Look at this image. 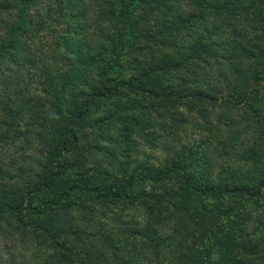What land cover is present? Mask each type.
Wrapping results in <instances>:
<instances>
[{
	"label": "trees",
	"instance_id": "trees-1",
	"mask_svg": "<svg viewBox=\"0 0 264 264\" xmlns=\"http://www.w3.org/2000/svg\"><path fill=\"white\" fill-rule=\"evenodd\" d=\"M36 82L46 87L42 103L33 96ZM262 82L264 0H0V111L8 116L0 127L22 123L54 172L22 168L24 185L0 188V221L34 232L48 259L63 264H129L118 260L128 248L133 263L152 264L150 248L162 247L163 264H263L264 144H252L263 128ZM255 104L259 110L240 117ZM182 106L233 135L121 173L111 171L121 160L97 157L115 145L139 151V138L150 143L161 128L159 149H172L188 121ZM243 120V129L232 127ZM21 144L34 146L31 137ZM76 157L81 166L63 195L43 197L59 177L55 168L70 176ZM223 157L252 166L236 172ZM93 161L94 171L84 167ZM176 176L184 182L177 190L145 186ZM196 198L202 203L194 210ZM216 221L223 227L214 230Z\"/></svg>",
	"mask_w": 264,
	"mask_h": 264
},
{
	"label": "rangeland",
	"instance_id": "rangeland-1",
	"mask_svg": "<svg viewBox=\"0 0 264 264\" xmlns=\"http://www.w3.org/2000/svg\"><path fill=\"white\" fill-rule=\"evenodd\" d=\"M208 25L209 22H207ZM230 31V29H228ZM66 66V65H65ZM64 66V68H65ZM12 83V82H11ZM41 84L38 90H36V87ZM1 87V86H0ZM45 84H42L41 82L38 83L36 82L35 89L33 91V96L36 98L35 102L42 103L44 100L48 98L47 94L42 93L43 89H45ZM264 96V82H262V90H260ZM149 106L153 105L152 101H145ZM47 104V103H46ZM158 104V103H156ZM49 104L46 106L47 113H50L51 110L48 108ZM247 108V109H246ZM253 109L248 108L247 106L244 107V110L239 109L238 112H240V117L243 115H249L251 111H257L260 109V105L255 104L252 106ZM179 110H182L185 113L186 118H188V121L184 124V128L180 130L177 133V138H179L181 141L173 142V148L172 149H159V146L162 142H164V135L165 132L161 129H158L156 131V134H152V137H149L146 139V141H151L153 138L154 140L150 143L144 142L143 138H139V143H141V147L138 150H132V149H120L115 145V146H109L110 148H113V154L110 156L107 155H102L97 153V157L99 159H111V161H115L114 158L121 160V165L118 167L112 168V172L114 170H121L123 172L124 170H129L125 169L128 168L127 165L131 166L133 170L137 169V167L145 165V163L148 164H154L155 166H158L160 163V160L164 161L166 158L173 157L175 151H181L182 146L184 145H189L190 147H196L198 144L201 142H206L212 145H221L224 141L228 138H230V135H233V130L231 129L230 126H225L222 123H219L217 119H213L215 121L207 123L206 120H203L199 118L197 115L192 114L191 112L187 111L184 106L180 107ZM237 111V110H236ZM234 111V112H236ZM6 112L2 113L0 111V119L3 118V115H5ZM248 113V114H245ZM259 119L261 126L263 127L254 137L252 144H258L263 143L264 144V114L262 112V109H260L259 113ZM6 116V115H5ZM8 116H6V119ZM250 117V116H249ZM3 120V119H2ZM27 118H24L22 122H25ZM145 120L147 118L144 117V121L142 122L143 124H146ZM247 122L244 120L240 123H238V126H232L233 128L236 127L238 129H243L246 126ZM47 125V124H44ZM237 125V124H236ZM19 128L12 129L11 125L8 124L7 126L0 127V172L3 170L4 172L7 173V177L5 180H3V177L0 174V188L1 190H5L6 186H16V182L18 185H24V182L22 179L19 178L22 168H26L27 166H34V171L32 174L38 173V172H48L50 167V163H46V158L47 161L49 160V155L45 153L42 155V144L37 141L36 136H32V134H28L27 129L22 125V123L17 124ZM47 130L44 132L46 134H50L49 131V125H47ZM36 129V127H34ZM252 129H247V132L250 133ZM41 132V131H40ZM14 134V135H13ZM16 137L19 139L16 143L13 142H5L4 138L6 136ZM244 135V134H243ZM162 137L161 139L157 137ZM32 138L34 146L33 148H30L28 146H24L23 144L19 145L21 142H25V138ZM176 138V137H175ZM138 139V138H137ZM22 140V141H21ZM170 140V139H168ZM183 141V143H181ZM20 142V143H19ZM181 143V144H180ZM50 141L47 140V147L46 150L49 151L51 150L50 146ZM22 146V147H20ZM221 147V146H220ZM264 148V145L263 147ZM195 149V148H193ZM130 151V155H126V151ZM259 152H262L261 150H258ZM221 156V154H219ZM130 158V159H128ZM223 161L227 162L226 167H230L233 169V171L240 172L242 170H246L247 168L252 166V163H245L244 161L241 160H233L232 162L229 158L223 157ZM39 159V160H44L41 164V166L37 165L33 161ZM97 160V159H96ZM79 161V157H76L75 159L72 160L71 164L76 163L74 165V169L70 176L63 178V168L59 166V168H55L56 172H58L59 177H56L54 179L55 183L53 184V190L52 192L45 194L43 197H49L52 196L54 198L59 197L57 194L61 196L63 195V188L69 185L70 180H75V172H77V167L78 165L81 166V163H77ZM93 161L90 165H84L85 168L90 167L91 171L95 170V164ZM104 162V161H103ZM86 163V162H84ZM192 163H193V158H192ZM106 164V163H104ZM160 166V165H159ZM217 166V165H216ZM109 167V166H108ZM219 168V166H217ZM222 168L219 170L221 171ZM53 172V171H51ZM54 173V172H53ZM197 179L199 176H195ZM20 179V180H19ZM22 180V181H21ZM34 181L35 179L32 177L31 179ZM147 184V185H146ZM145 186L150 190V191H156V189L160 192L165 191L166 189H179V187L184 186V182L181 178L178 176L173 177L172 179H166L162 184V186L157 185L153 186L152 183L147 180ZM152 189V190H151ZM63 199V198H61ZM191 205L194 206V210L199 209V205H201L200 199L196 198L195 200H191ZM210 204L214 203V200L210 198L209 200ZM184 204V203H182ZM120 205L124 206L126 208V203H120ZM119 205V206H120ZM119 206H114L113 210L110 213H107L106 215L112 216L111 213L115 212ZM138 206V205H137ZM262 205H259V207ZM130 208V207H128ZM127 208V209H128ZM130 210V209H129ZM252 210V207H251ZM85 216L88 218L91 217L90 214L84 213ZM105 215V214H104ZM145 219L146 217L143 216ZM25 220L29 222L30 217H25ZM13 221H16L15 219ZM63 224V223H62ZM223 227V224L221 221H216L215 225L213 226L214 230H217L216 228ZM14 228H18V225L16 222H14L12 225L9 224L8 222L5 221H0V264H63V261H61L59 258L57 259H48V254L51 253L49 249L47 248V245L42 243L41 241L43 240L42 238L35 239V233L32 231H29L28 233L21 234L19 233L18 230H14ZM197 232L200 231L199 226H196ZM192 240L190 241V244L193 242L196 243L197 240V235L191 237ZM194 244V243H193ZM192 248H195L196 250L199 248L196 246H192ZM199 250V249H198ZM135 252V249H134ZM165 252H167V247H162L159 249H153L150 248V254H153L154 257L152 258V264H163L164 259L166 258ZM217 253V252H216ZM215 254V257L217 258ZM132 255V249L128 248L127 251L120 253L118 256V260L122 261L127 259V262L129 264H136L132 262V259H130L129 256ZM136 256V255H135ZM134 256V257H135ZM115 260L114 262H116ZM264 264V259L261 261Z\"/></svg>",
	"mask_w": 264,
	"mask_h": 264
}]
</instances>
